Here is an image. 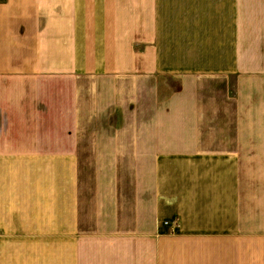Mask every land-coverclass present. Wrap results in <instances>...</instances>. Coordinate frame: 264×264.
<instances>
[{"label": "crops", "instance_id": "crops-1", "mask_svg": "<svg viewBox=\"0 0 264 264\" xmlns=\"http://www.w3.org/2000/svg\"><path fill=\"white\" fill-rule=\"evenodd\" d=\"M0 264H264V0H0Z\"/></svg>", "mask_w": 264, "mask_h": 264}, {"label": "rangeland", "instance_id": "rangeland-1", "mask_svg": "<svg viewBox=\"0 0 264 264\" xmlns=\"http://www.w3.org/2000/svg\"><path fill=\"white\" fill-rule=\"evenodd\" d=\"M165 80H166V84H168V83H169V81H171V83H172V86H174V85H175V79H173V78H171V79H168V78H166ZM165 80H164V81H165Z\"/></svg>", "mask_w": 264, "mask_h": 264}]
</instances>
